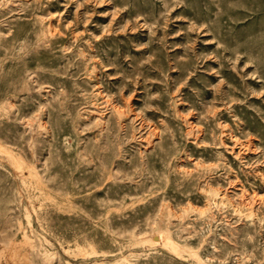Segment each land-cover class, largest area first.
<instances>
[{
    "label": "rangeland",
    "instance_id": "obj_1",
    "mask_svg": "<svg viewBox=\"0 0 264 264\" xmlns=\"http://www.w3.org/2000/svg\"><path fill=\"white\" fill-rule=\"evenodd\" d=\"M27 263L264 264V0H0V264Z\"/></svg>",
    "mask_w": 264,
    "mask_h": 264
},
{
    "label": "bare ground",
    "instance_id": "obj_2",
    "mask_svg": "<svg viewBox=\"0 0 264 264\" xmlns=\"http://www.w3.org/2000/svg\"><path fill=\"white\" fill-rule=\"evenodd\" d=\"M172 242V241H171ZM19 244V243H18ZM164 244H166V245H170V242H169V240H167V239H165L164 240ZM26 256V255H25ZM22 259H24V258H22ZM28 264V263H27Z\"/></svg>",
    "mask_w": 264,
    "mask_h": 264
}]
</instances>
